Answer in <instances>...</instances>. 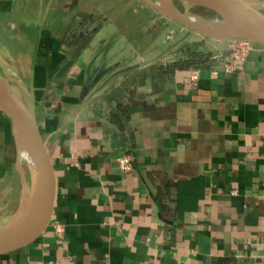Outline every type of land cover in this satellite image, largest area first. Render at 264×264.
<instances>
[{
    "label": "crops",
    "instance_id": "crops-1",
    "mask_svg": "<svg viewBox=\"0 0 264 264\" xmlns=\"http://www.w3.org/2000/svg\"><path fill=\"white\" fill-rule=\"evenodd\" d=\"M159 7L0 0V78L32 104L52 182L44 229L0 264H264V45L227 71L231 42ZM190 53L209 57L164 70ZM26 159L0 110V225L32 192Z\"/></svg>",
    "mask_w": 264,
    "mask_h": 264
},
{
    "label": "water",
    "instance_id": "water-1",
    "mask_svg": "<svg viewBox=\"0 0 264 264\" xmlns=\"http://www.w3.org/2000/svg\"><path fill=\"white\" fill-rule=\"evenodd\" d=\"M181 3L184 12L175 6ZM254 4L242 0H160V10L180 24L215 40L245 41L264 45V19L253 9ZM202 8L214 14L217 22L202 20L192 13ZM220 29L225 36L218 35ZM0 110L10 119L19 150L26 154L32 169V192L25 194L19 215L0 225V254L28 242L40 233L50 216L52 182L45 150L36 125L32 104L18 100L0 78Z\"/></svg>",
    "mask_w": 264,
    "mask_h": 264
},
{
    "label": "built area",
    "instance_id": "built-area-1",
    "mask_svg": "<svg viewBox=\"0 0 264 264\" xmlns=\"http://www.w3.org/2000/svg\"><path fill=\"white\" fill-rule=\"evenodd\" d=\"M252 47L251 43L245 41H234L230 43L228 54V63L226 65L227 71L239 70L241 64L248 56ZM117 167L123 172H129L132 168V161L127 152H122L115 160ZM60 232V228H57Z\"/></svg>",
    "mask_w": 264,
    "mask_h": 264
},
{
    "label": "trees",
    "instance_id": "trees-1",
    "mask_svg": "<svg viewBox=\"0 0 264 264\" xmlns=\"http://www.w3.org/2000/svg\"><path fill=\"white\" fill-rule=\"evenodd\" d=\"M208 57H209V55H203V54H199V53H190V55L188 56V58L186 60L178 61L175 64L164 68V70L167 73H171L175 69L185 70V69H188L190 67L202 65L203 63H205L207 61L206 58H208ZM118 109L121 112V115L124 116L125 118H127L129 116L128 111L125 108H123L121 105L119 106ZM111 119H112L113 123H116L118 125L120 130L123 129V125L121 124L119 118L115 114L111 115Z\"/></svg>",
    "mask_w": 264,
    "mask_h": 264
},
{
    "label": "bare ground",
    "instance_id": "bare-ground-1",
    "mask_svg": "<svg viewBox=\"0 0 264 264\" xmlns=\"http://www.w3.org/2000/svg\"><path fill=\"white\" fill-rule=\"evenodd\" d=\"M217 34L218 35H221V36H225L226 35V31L224 30V29H220V31L219 32H217ZM26 154H24V153H22V157L24 158V159H26V156H25ZM27 160V159H26ZM23 201V200H22ZM24 202V201H23ZM23 202H22V204H23Z\"/></svg>",
    "mask_w": 264,
    "mask_h": 264
},
{
    "label": "rangeland",
    "instance_id": "rangeland-1",
    "mask_svg": "<svg viewBox=\"0 0 264 264\" xmlns=\"http://www.w3.org/2000/svg\"><path fill=\"white\" fill-rule=\"evenodd\" d=\"M209 38H211V37H209ZM213 39V38H212Z\"/></svg>",
    "mask_w": 264,
    "mask_h": 264
}]
</instances>
